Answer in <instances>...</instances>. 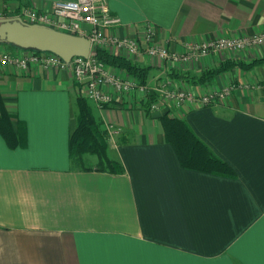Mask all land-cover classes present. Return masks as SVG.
I'll list each match as a JSON object with an SVG mask.
<instances>
[{
	"label": "crops",
	"instance_id": "crops-1",
	"mask_svg": "<svg viewBox=\"0 0 264 264\" xmlns=\"http://www.w3.org/2000/svg\"><path fill=\"white\" fill-rule=\"evenodd\" d=\"M53 0H0V13L28 4L49 10ZM120 35L150 21L170 51L187 42L264 30V0H107ZM17 48L0 42V51ZM126 58L145 82L167 78L195 94L232 83L217 104L149 110L131 96L99 107L108 156L120 171L98 170L97 158L70 155L76 96L69 69L35 66L26 73L0 66V108L19 139L0 133V264H264V44L168 63ZM235 65L204 83L198 76L223 61ZM90 100V101H89ZM182 118L229 169L183 167L165 140L160 117ZM95 156V155H94ZM96 157V156H95Z\"/></svg>",
	"mask_w": 264,
	"mask_h": 264
},
{
	"label": "built area",
	"instance_id": "built-area-1",
	"mask_svg": "<svg viewBox=\"0 0 264 264\" xmlns=\"http://www.w3.org/2000/svg\"><path fill=\"white\" fill-rule=\"evenodd\" d=\"M0 17H19L27 23L50 26L67 33L86 37L90 50L86 56L75 55L68 61L50 51L17 48L14 52L0 51V66L11 65L16 71L28 72L35 66L69 69L80 84L84 96L99 107L113 98L127 99L135 96L147 103L149 110L162 106H206L222 102L234 88L225 83L216 89H206L195 94L187 87H171L167 78L154 82H139L123 68L108 65L98 55L105 49L128 57L147 55L168 63L199 59L221 50L241 51L252 45L264 44V30L241 36H217L199 42H187L183 50L170 51L157 39V27L150 21L141 22L134 35H120L118 16L110 12L107 0H53L49 10H40L24 4L11 14ZM108 136L115 131L112 124L105 127Z\"/></svg>",
	"mask_w": 264,
	"mask_h": 264
},
{
	"label": "trees",
	"instance_id": "trees-1",
	"mask_svg": "<svg viewBox=\"0 0 264 264\" xmlns=\"http://www.w3.org/2000/svg\"><path fill=\"white\" fill-rule=\"evenodd\" d=\"M5 43V42H3ZM7 45L16 46L5 43ZM98 55L105 63L111 66L123 68L139 82H145V71L133 67L130 62L120 55L109 53L105 49L98 48ZM260 59L251 62L227 60L215 68L204 70L198 76L185 75L186 81L191 83H204L216 74L229 69L232 66H252ZM76 125L69 140L70 155L77 162H82L85 154H93L97 161L95 167L98 170L120 171L121 165L111 159L107 153V141L105 129L101 127L92 114L91 106L86 97L79 94L76 96ZM165 140L170 142L183 167L203 171L226 172L228 165L218 158L190 129L187 123L174 115L165 113L160 117ZM0 133L10 146L18 143L19 139L12 128L8 113L0 108Z\"/></svg>",
	"mask_w": 264,
	"mask_h": 264
},
{
	"label": "water",
	"instance_id": "water-1",
	"mask_svg": "<svg viewBox=\"0 0 264 264\" xmlns=\"http://www.w3.org/2000/svg\"><path fill=\"white\" fill-rule=\"evenodd\" d=\"M0 42L17 48L50 51L68 61L72 56H86L90 41L50 26L27 23L19 17H0Z\"/></svg>",
	"mask_w": 264,
	"mask_h": 264
},
{
	"label": "rangeland",
	"instance_id": "rangeland-1",
	"mask_svg": "<svg viewBox=\"0 0 264 264\" xmlns=\"http://www.w3.org/2000/svg\"><path fill=\"white\" fill-rule=\"evenodd\" d=\"M85 97V96H84ZM90 101V100H89ZM94 159H96V157L93 155V156H89V158L85 161L87 164L89 162H91L92 160L94 161Z\"/></svg>",
	"mask_w": 264,
	"mask_h": 264
}]
</instances>
